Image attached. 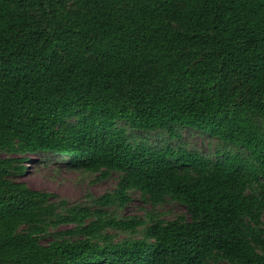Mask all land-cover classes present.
<instances>
[{
	"label": "trees",
	"instance_id": "16d2710c",
	"mask_svg": "<svg viewBox=\"0 0 264 264\" xmlns=\"http://www.w3.org/2000/svg\"><path fill=\"white\" fill-rule=\"evenodd\" d=\"M181 129L238 151L212 159ZM2 151L21 157L0 158V264H264V0H0ZM38 152L116 189L94 209L52 201L10 178ZM131 191L190 219L102 208ZM60 223L73 234L42 242Z\"/></svg>",
	"mask_w": 264,
	"mask_h": 264
},
{
	"label": "rangeland",
	"instance_id": "374dc122",
	"mask_svg": "<svg viewBox=\"0 0 264 264\" xmlns=\"http://www.w3.org/2000/svg\"><path fill=\"white\" fill-rule=\"evenodd\" d=\"M122 123H119L121 125ZM128 134L134 136L137 141H147L150 144L161 145L167 137L163 132H142L133 131L126 126ZM179 143L186 146L188 149H194L203 154L215 159L217 151L220 150L236 152L238 149L229 144L223 145L219 140L210 137L208 134L191 129L180 130ZM246 155V151L242 150ZM29 156V155H28ZM16 158L21 157L19 153H10L6 151L0 152V158ZM66 157L64 155L38 152L31 154L29 160H24L26 170L17 175H12L10 178L24 183L27 187L39 191H45L52 194L50 200L57 202H65L67 205L81 204L92 209L99 207L94 200L99 196L109 192L113 193L118 183V173L111 172L108 175L101 174V172L92 173L79 169L69 168L65 164ZM15 164H19L17 161ZM247 188L250 194H259L260 190L256 183ZM131 200L123 207L117 208L116 204L102 207L105 210L114 212L119 218L138 217L149 221L152 217L160 220L168 221L175 219L178 216H184L186 220L190 219L187 207L182 203L167 198L164 202L158 205H152L146 202L138 191H131L129 193ZM262 212V220L264 221V211ZM72 224L60 223L57 226H51L48 230L46 238L42 242L51 241L57 238V233L60 231L70 232L65 235H71ZM24 227V226H22ZM108 233L112 234L113 241H119L124 238L136 237L138 235L118 230L107 229ZM73 237H78L74 235ZM214 264H228L226 261H218Z\"/></svg>",
	"mask_w": 264,
	"mask_h": 264
}]
</instances>
